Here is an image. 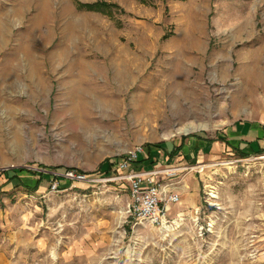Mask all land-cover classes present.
Returning <instances> with one entry per match:
<instances>
[{"label":"rangeland","instance_id":"rangeland-1","mask_svg":"<svg viewBox=\"0 0 264 264\" xmlns=\"http://www.w3.org/2000/svg\"><path fill=\"white\" fill-rule=\"evenodd\" d=\"M66 1L76 41L58 53L54 14L34 32L36 81L17 53L34 6L6 19L18 1L0 0L11 21L0 46V264H264V153L199 152L180 167L157 152L162 165L136 172L180 195L166 228L128 211L132 165L144 161L117 169L136 151L142 160L235 124L264 127V0ZM97 3L109 6L87 7ZM173 165L183 169L168 175ZM8 171L21 181L3 190ZM41 175L36 191L22 186Z\"/></svg>","mask_w":264,"mask_h":264},{"label":"crops","instance_id":"crops-1","mask_svg":"<svg viewBox=\"0 0 264 264\" xmlns=\"http://www.w3.org/2000/svg\"><path fill=\"white\" fill-rule=\"evenodd\" d=\"M216 138H208L204 135L200 136H193L190 138L182 139L178 144H175L172 146V148L169 149V146L165 144L161 148L154 147L152 150H149L147 153L143 154L141 167L132 165L134 171H141L147 169L154 168L155 166L162 165V162H158L159 159L155 156V154L158 152H164L165 160L164 161H174L172 164H177V166L184 165L182 160L189 159V158H195L198 154L197 153H207L206 155L211 154L217 155L221 152H231V153H238L244 152L248 154L250 157L253 154L256 153H264L261 152L264 150V127H261L260 125H247L246 123H239L235 124V128H231L228 131L223 132H217ZM197 154V155H196ZM142 155V154H141ZM181 156V157H179ZM176 157H179V159H176ZM147 161V162H146ZM161 161V160H160ZM175 166V167H174ZM176 165L173 166H167L166 168H172L174 170V173H177V171L182 170L183 168L179 169ZM13 181H9V177L6 178V181L3 183V190L12 185ZM2 186V185H1ZM184 200L188 203H196L198 200V197L196 196V192L193 193H186L184 194ZM173 204H182V199L179 203H173ZM172 207L170 209V212L168 213L169 217L172 216H180L181 212H178L176 207ZM176 205V206H178ZM177 211V212H176Z\"/></svg>","mask_w":264,"mask_h":264},{"label":"bare ground","instance_id":"bare-ground-1","mask_svg":"<svg viewBox=\"0 0 264 264\" xmlns=\"http://www.w3.org/2000/svg\"><path fill=\"white\" fill-rule=\"evenodd\" d=\"M17 1H18L17 4H16L17 6L14 8V10L10 11V9H9V12L6 11L7 13L4 12L2 14L5 15V16H8L9 14H12L13 13L12 15L14 17H17L19 19L22 18L24 20L26 18L27 12L30 11L33 8V6H34V12L32 13V16L30 18H28V23L29 24L27 25V32H26L28 34L24 36V42L23 43H20L17 46L18 47L17 48V53H18V55L22 53L21 57L24 55V58L25 59L23 61H27L26 64L29 67V75L32 76V78H36V81H37V79L39 78V71L41 72V69L42 68L39 66V62H38L40 55H38L37 54V50H35L34 32L36 33V31H38L43 25H45L46 23H48V20H50L52 18L53 14H54V16L57 17V19H59V18H60V20L63 19L64 20V23H63V27L64 28H63V31L61 33L63 35V37H62V41L58 45L60 47L58 53L62 54V56H70L71 51H72V46H73L74 42L76 41V37H75V33H74L76 28H74L75 25L73 26V23H74L73 21L75 20L74 19V15H73V11L71 10V8L68 5V3H67L66 0H62V2H60L63 5L62 6L63 9L59 13V15L58 14L56 15V11L54 9V5L56 3H58V2H56V0H17ZM9 16L6 17V19L9 18ZM22 19H21V21H22ZM51 21L52 20H50V22ZM9 23H11V21H9L7 25H5L4 22H3V20L0 19V46L6 45V42H5L6 39L5 38L7 37V35L10 32L9 31L10 28L9 29L7 28V27H10L9 26ZM74 24H76V23H74ZM13 26H14V24H13ZM47 34L48 35L43 36V42L44 43H47V45H48L49 39H50V37L52 35L51 34V31L48 32ZM40 50L41 49H39L38 51H40ZM52 55H53V57H55L56 53L52 52ZM16 58H18V57H16ZM41 58H42V56H41ZM48 59H50V58H48ZM80 60H81V64L80 65L81 66L83 65V69H84V61L81 58V59H79V63H80ZM42 63H41V65H42ZM52 63H54V62H52ZM84 71L85 70H83L82 72L84 73ZM41 74H42V72H41ZM80 74L82 76L84 75L82 73H80ZM3 75H4V78L7 79L9 81V83H10V81H12V79L15 78V76H14L15 75V71L13 70V68L12 69L7 68V69H5ZM80 78H82V77H80ZM192 129L193 128H186L185 129V132H189Z\"/></svg>","mask_w":264,"mask_h":264},{"label":"built area","instance_id":"built-area-1","mask_svg":"<svg viewBox=\"0 0 264 264\" xmlns=\"http://www.w3.org/2000/svg\"><path fill=\"white\" fill-rule=\"evenodd\" d=\"M141 152H133L118 164L117 169L129 171ZM168 175L174 173L172 168L165 170ZM153 172H134L130 176L131 201L128 204L129 214L137 224L149 223L166 228L170 223L168 213L173 203H179L181 197L177 193L167 192L154 183Z\"/></svg>","mask_w":264,"mask_h":264},{"label":"trees","instance_id":"trees-1","mask_svg":"<svg viewBox=\"0 0 264 264\" xmlns=\"http://www.w3.org/2000/svg\"><path fill=\"white\" fill-rule=\"evenodd\" d=\"M107 6H109V4H107V3H97V4H90V5H87V7H89L90 9H104L105 7H107ZM156 147H159V148H161L162 146L161 145H158V146H156ZM261 152H264V150H262ZM239 155L241 156V157H243V158H247V157H249L248 156V154H246V153H244V152H239ZM139 158H140V155H139ZM139 158H138V160L136 161L137 163H141V160H139ZM135 162V163H136ZM108 171H110L111 169H113V164H112V162H111V160H109L108 162ZM136 166H137V164H135ZM9 172V171H8ZM13 175H12V174ZM32 173L34 174V175H37L38 174V172H35V171H32ZM7 175H8V177H9V181H13V180H19V181H21L20 180V177H19V172H16V171H13V172H9V173H7ZM44 178V175H41L40 176V178H39V180L37 181V184H36V186H34V187H32V186H28V185H25L24 183H22V186H24L25 187V189L27 190V191H36L38 188H39V186L41 185V183H42V179Z\"/></svg>","mask_w":264,"mask_h":264}]
</instances>
